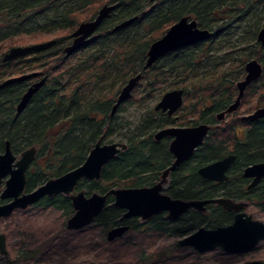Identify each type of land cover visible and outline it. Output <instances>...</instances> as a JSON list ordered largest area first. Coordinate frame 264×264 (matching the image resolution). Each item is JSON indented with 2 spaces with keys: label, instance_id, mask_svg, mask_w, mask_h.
<instances>
[{
  "label": "trees",
  "instance_id": "16d2710c",
  "mask_svg": "<svg viewBox=\"0 0 264 264\" xmlns=\"http://www.w3.org/2000/svg\"><path fill=\"white\" fill-rule=\"evenodd\" d=\"M103 6H113V9L95 35L66 56L63 48L70 42V33L80 23L93 20ZM133 17L137 20L112 32L116 25ZM184 17L195 20L198 28L210 31L211 38L170 54L144 70L150 44ZM262 21L264 0H156L154 3L149 0H0V82L28 73L47 78L19 115L16 107L30 81L0 89V154L7 141L14 154L36 149V158L27 172L26 191L29 192L80 166L97 141L112 143L109 136L115 130H125L123 137L127 148L103 168L98 181H81L76 187L77 192L86 195L105 194L114 188L149 187L159 180L172 160L167 141H154L158 129L170 123L183 127L211 124L212 129L203 145L177 170L192 173L186 179L187 187L181 185L182 178L177 173L172 177L174 188L168 187L167 193L172 198L185 200L235 197L232 193L238 187L222 188L205 182L196 171L228 155L236 157L232 171L264 162V119L246 128L236 120H231L226 128L215 126V114L235 97V83L243 78L244 65L252 58L262 64L263 73L247 92L255 98L256 108L264 106V47L256 42L257 32L264 25ZM49 35H57L51 49L2 62L8 43L12 46L21 38ZM248 40L251 44L235 47ZM226 45L231 47L226 49ZM137 74H141L140 81L124 106L110 119V107L118 91ZM173 89L184 92L183 105L177 112L181 115L179 119H162L151 108L147 117L134 128L119 120L126 105L139 104L156 95L160 98ZM238 127L245 130L243 137L238 135ZM112 202L109 197L105 209L93 222L105 236L100 244L93 242V229L89 227L78 232L65 229V222L73 215L68 197L58 195L42 199L33 208L39 213L60 212L63 222L59 230L71 236L83 233L86 238L79 242L85 244L76 247L71 238L63 241L60 236L46 232L44 245L36 244L34 239H30L28 246L21 242L18 258L26 264L29 260L52 264L57 254L60 255L59 264H171L177 258L141 253L132 259L126 251L139 248L140 238L143 244L156 235L181 238L202 226L214 228L226 221L218 207L210 209L208 218L192 215L176 226L164 219H153L145 224L142 232L140 226L134 225L126 233L132 234L130 238L114 245L116 240L107 242L106 231L119 223L122 212L113 207ZM33 232L31 225L27 233L30 236ZM134 235L139 237L138 242ZM105 243L110 250L105 249ZM177 246L178 250H184L178 243ZM121 249L125 250L124 255H118ZM70 258H73L71 262ZM2 262L0 264H9L6 260Z\"/></svg>",
  "mask_w": 264,
  "mask_h": 264
},
{
  "label": "water",
  "instance_id": "95a60500",
  "mask_svg": "<svg viewBox=\"0 0 264 264\" xmlns=\"http://www.w3.org/2000/svg\"><path fill=\"white\" fill-rule=\"evenodd\" d=\"M149 1L154 3L155 0ZM112 9L113 6H103L93 20L80 23L70 34L72 42L64 48V54L66 56L71 55L82 47L87 40H90ZM135 20H137V17L125 20L116 25L112 32L127 27ZM210 35L207 30L199 29L194 20L188 17L180 19L170 26L161 38L150 44L143 69L150 68L156 61L170 53L206 41ZM257 40L264 45V27L259 31ZM55 44L56 40H50L30 46L11 48L2 56V62L7 63L33 53L45 52ZM245 72L244 79L237 83L238 96L234 104L225 112L216 116L218 121H221L226 113L234 111L239 106L246 87L261 77L262 67L256 60H251L245 66ZM35 77H37V73L8 78L0 83V89ZM140 78L141 74H137L129 79L120 90L116 103L111 110V116H114L117 108L128 99ZM45 82L46 77H43L25 91L16 107L18 115L23 112L32 97L44 86ZM183 94L184 92L181 89L165 93L155 105V111L167 113L168 116L173 115L183 104ZM262 118H264V108L256 110L243 120L253 122ZM209 129L208 125L199 124L193 127H171L159 131L155 135L156 140H160L163 136L173 138L169 146V152L174 161L163 170L161 179L157 183L149 187L114 188L105 194L93 193L91 195H86L82 191L77 192V185L81 181H98L103 168L121 151L126 149L125 143L112 142L104 144L99 141L89 151L85 161L80 166L71 169L60 177L49 179L27 192V172L35 160L36 149L30 148L20 154H14L10 142L7 141L3 153L0 154V188L3 186L0 192V200L4 202L0 205V219H7L16 210H25L36 205L44 198L58 195L66 196L71 201L74 214L66 221V230L73 232L93 223L105 208L109 197L113 199V207L124 211L122 220L132 218L147 220L162 212H167L169 219L176 220L190 209L204 212V207L209 204L221 205L229 211H240L245 204L234 203L230 199L215 198L203 201H182L173 199L163 193V186L169 173L175 171L193 156L195 150L203 144ZM234 160V156H228L204 165L198 169V175L204 180L222 182L226 180L225 174L234 163ZM243 176L253 178L251 186H255L264 177V162L246 167ZM128 230L129 226L127 225L113 227L107 232L106 239L112 242L124 236ZM262 242H264V223L253 220L250 215L244 212H239L232 224L225 227L198 228L179 240L178 245L191 248L197 253L221 249L228 255H242L251 252ZM0 254L7 256L6 238L3 234L0 235ZM245 264L264 263L251 261Z\"/></svg>",
  "mask_w": 264,
  "mask_h": 264
},
{
  "label": "rangeland",
  "instance_id": "374dc122",
  "mask_svg": "<svg viewBox=\"0 0 264 264\" xmlns=\"http://www.w3.org/2000/svg\"><path fill=\"white\" fill-rule=\"evenodd\" d=\"M262 22L264 23V21ZM56 36L57 35H49V36H38L33 38L18 39L14 42V45L12 46H10L11 43H8L6 47L7 50H5L3 54H5L11 48L24 47V46H30L34 44L47 42L55 39ZM251 42L252 41L250 40H248L247 43L244 41L239 44V47L237 46L235 47L242 48L245 44L248 43L251 44ZM226 46H227L226 49L231 47L230 45H226ZM159 99L160 98L156 95L152 99H148V100L147 98L144 99L139 104L134 103V104L126 105L118 116L119 120L126 121L127 124L130 125L129 128H134L141 119L147 117L149 110L151 108L153 109L154 105L157 103ZM180 117H181L180 114H176L174 119L177 120ZM123 136H126L125 130H119V131L115 130L109 137L110 140H112L113 142L126 143V140L124 139ZM104 144H108V143L105 141ZM2 189L3 186H1L0 192L2 191ZM245 212L248 215H250L253 220L264 223V212L259 210V208L256 205H252V204L249 205V207L247 208V210H245ZM62 222H63V218L60 217V212L47 210L39 213L32 206L25 212L16 213L7 219L0 220V233L6 235V244L8 248L7 250L9 251L17 250V247L21 244V242L23 243V246H28V242L30 241V239H34L36 244L37 242L42 243L44 241L43 234H46V232H48L47 234L49 235L56 234L60 236V238L63 239V241H66L71 238L74 246L77 247L78 245H80L81 243L79 242V240L80 241L84 240L86 238V235L84 234L85 236L83 237V233H79L78 235H74V236L64 234L63 230L61 231L59 230L61 229L59 228V226ZM31 225L33 231L35 232L30 233L29 236L27 232L29 226ZM88 227L91 228V230L93 229L92 231L93 242L103 244L105 240V236L99 232V230L97 229L98 227L94 223H92L83 229H87ZM39 228L42 229L43 231L39 230ZM69 232H73V231H69ZM74 232H78V231H74ZM131 235H132L131 233L125 234L124 236L116 239V241L114 240L115 241L114 245L121 244V242H119L120 240L122 241L124 239L127 240L130 238ZM134 237L135 239L137 238V242H138L139 237L135 235ZM181 239L182 238L156 235L152 240H149L148 242L143 244L140 238V243H141L140 247L135 250L133 249L128 250L126 251V253L129 254V256L132 259L138 258L141 253L144 254L145 256L152 255V257L154 256L157 257L158 256L157 254H165L167 256L169 255L170 257H175L174 259L177 258V260H173L171 264L173 263L174 264H245L251 261H260L264 263V242L261 243L259 246H257V248H255L251 252L242 255H228L222 252L220 249H215L213 251L199 253V256H197L195 254L196 251H194L191 248L182 247L184 249L183 251L177 249L178 247L177 243ZM42 244L44 245V243ZM84 244L85 242L81 245ZM105 245H106L105 249L107 250L111 249V247L108 246L106 243ZM115 251L118 252V249H116ZM124 254H125V250L122 249L118 253V255H124ZM72 259L73 258H70L68 260L71 262ZM180 259H182V261ZM59 262H60V255L57 254L52 258V264H59Z\"/></svg>",
  "mask_w": 264,
  "mask_h": 264
},
{
  "label": "flooded vegetation",
  "instance_id": "af4514ba",
  "mask_svg": "<svg viewBox=\"0 0 264 264\" xmlns=\"http://www.w3.org/2000/svg\"><path fill=\"white\" fill-rule=\"evenodd\" d=\"M156 1V0H155ZM154 1V2H155ZM96 17V16H95ZM189 19H191V20H193L192 18H190V17H188ZM195 21V20H194ZM196 22V21H195ZM176 23V22H175ZM172 26V25H171ZM198 27V26H197ZM264 27V25L258 30V32H257V35H256V42L259 44V46L261 47V48H263L264 47V45H262L260 42H258V40H257V36H258V33H259V31L262 29ZM200 29V28H199ZM168 30V29H167ZM206 30V29H205ZM97 31V30H96ZM96 31H95V33H96ZM208 31V30H207ZM208 32H210V31H208ZM95 33L91 36V38H90V40L92 39V37L95 35ZM166 33V32H165ZM164 33V34H165ZM163 34V35H164ZM210 37L206 40V41H208L210 38H211V36H212V33L210 32ZM162 35V36H163ZM161 36V37H162ZM160 37V38H161ZM159 39V38H158ZM158 39H156V40H158ZM155 40V41H156ZM87 41H89V40H87ZM86 41V42H87ZM206 41H203V42H206ZM71 42H72V39L70 38V42H69V44L68 45H70L71 44ZM85 42V43H86ZM203 42H199V43H203ZM84 43V44H85ZM83 44V45H84ZM196 44H198V43H196ZM67 45V46H68ZM195 45V44H194ZM190 46H193V45H190ZM190 46H187V47H190ZM66 47V46H65ZM64 47V48H65ZM187 47H184V48H187ZM64 48H63V50H64ZM184 48H182V49H184ZM182 49H179V50H182ZM179 50H177V51H175V52H173V53H176V52H178ZM173 53H170V54H173ZM170 54H168V55H170ZM168 55H166V56H168ZM166 56H164V57H166ZM163 57V58H164ZM163 58H161V59H163ZM161 59H159V60H161ZM158 60V61H159ZM251 60H256L260 65H261V67H262V64L257 60V59H255V58H252V59H250V60H248L246 63H245V65H244V70H243V72H244V75H243V78L242 79H240L239 81H237L236 83H235V88H236V95H235V97L233 98V100L230 102V104H228L227 106H226V108H224L223 110H221L220 112H218L217 114H215V126H218L219 128H226L227 127V125H229V124H231L232 122H231V120H236L237 122L239 121L240 123H243L244 125H245V128L247 127L246 125H249V124H252L253 122H255V121H253V122H250V121H246V120H243V118H245V117H247V116H249V115H251V114H253L256 110H258V109H261V108H264V106H261V107H258V108H256L255 106H254V102H255V98H253V97H251L249 94H248V92H247V89H248V87H250L252 84H254V83H256V82H253V83H251L250 85H248L247 87H246V89H245V91H244V94H243V96H242V98L240 99V102H239V106L234 110V111H232V112H230V113H226L224 116H223V118H222V120L221 121H218L217 119H216V116L218 115V114H221V113H223V112H225L232 104H234V102H235V100H236V98H237V96H238V89H237V83L238 82H240V81H242L243 79H244V77H245V75H246V72H245V66L247 65V63L248 62H250ZM158 61H156V62H158ZM155 62V63H156ZM145 64V63H144ZM153 66V65H152ZM151 66V67H152ZM144 67V66H143ZM150 67V68H151ZM149 69V68H148ZM145 70V69H144ZM262 73H263V67H262ZM262 76V75H261ZM41 78H43V77H35V78H32V79H30L29 81V83H28V87H27V89L30 87V86H32L35 82H37L38 80H40ZM131 79V78H130ZM141 79V78H140ZM46 80H47V78H46ZM129 80V79H128ZM128 80H127V82H128ZM140 81V80H139ZM138 81V82H139ZM126 82V83H127ZM137 82V83H138ZM46 83V82H45ZM126 83L124 84V85H126ZM45 85V84H44ZM124 85L120 88V90L124 87ZM137 85V84H136ZM136 85H135V87H136ZM135 87H134V89H135ZM133 89V90H134ZM120 90L118 91V94H119V92H120ZM173 90H176V89H173ZM182 90V89H181ZM170 91H172V90H170ZM167 92H169V91H167ZM166 92V93H167ZM38 93V92H37ZM36 93V94H37ZM132 93V92H131ZM118 94H117V96H116V99H115V101H114V103L111 105V107H110V112H109V118L110 119H112V117L113 116H111L110 114H111V110H112V108H113V106L115 105V103H116V100H117V98H118ZM165 94V93H164ZM163 94V95H164ZM162 95V96H163ZM184 95V94H183ZM161 96V97H162ZM130 97V96H129ZM128 97V98H129ZM160 97V98H161ZM184 97V96H183ZM128 100V99H127ZM126 100V101H127ZM160 100V99H159ZM158 100V101H159ZM125 101V102H126ZM157 101V102H158ZM125 102L124 103H122L118 108H117V110H116V112L119 110V108H122V106H124V104H125ZM157 104V103H156ZM155 104V105H156ZM155 105H154V107H153V111L156 113V114H160V118H162V119H165V118H172V119H174V117H175V115L177 114V112L179 111H177V112H175L173 115H171V116H168L167 115V113H163V112H161V111H155ZM262 119H264V118H262ZM262 119H258V120H262ZM175 120V119H174ZM258 120H256V121H258ZM199 124H205V123H199ZM199 124H196L195 126H197V125H199ZM205 125H208L209 127H210V129H209V131H208V134H209V132H210V130L212 129V125L211 124H205ZM171 127H183V126H177V125H175V124H168V125H166L165 127H163V128H160V129H158L156 132H155V134H154V141L155 142H162V141H167V145H168V152H169V146H170V143L172 142V140H173V138L172 137H170V136H163L160 140H156L155 139V135L159 132V131H161V130H164V129H166V128H171ZM189 127H193V126H189ZM240 128V129H239ZM242 127H238V132L240 133L239 134V136L240 137H243L244 136V129L242 128ZM208 134H207V136H206V138L208 137ZM206 138H205V140H206ZM204 140V141H205ZM101 143H103L101 140H99ZM99 141H97V142H99ZM96 142V143H97ZM204 143V142H203ZM203 145V144H202ZM201 145V146H202ZM200 146V147H201ZM199 147V148H200ZM126 148H127V145H126ZM198 149V148H197ZM196 151V150H195ZM195 153V152H194ZM169 154H170V152H169ZM194 155V154H193ZM228 156H234V155H228ZM228 156H226V157H228ZM170 157H171V163L174 161V158H173V156L170 154ZM36 158V157H35ZM225 158V157H224ZM234 158H235V160H234V163H235V161H236V157L234 156ZM192 159V157L190 158V159H188L187 161H185L182 165H184V164H186V163H188L190 160ZM223 159V158H222ZM221 160V159H220ZM218 161V160H217ZM215 162V161H214ZM234 163L231 165V167L227 170V172H226V174H225V176H226V180H224V181H222V182H212V181H209V180H204L203 178H201L199 175H198V170L196 171V174L200 177V179L201 180H203V181H205V182H211V183H213V184H217V185H219V186H221L222 188H225L226 186H230L231 188H236V187H238L232 194H233V196H235V197H231V198H228V197H223V196H220V197H216V198H225V199H230L231 201H233L234 203H238V204H245L244 206H243V209L242 210H240V211H229V210H226V209H224L221 205H218V204H209V205H206L204 208H205V210H204V212H198V211H196V210H194V209H190L187 213H185V214H183L182 216H180L178 219H176V220H171V219H169L168 218V213L167 212H162V213H159V214H157V215H154L153 217H151V218H149V219H147V220H142L141 218H132V219H128V220H122V216H123V214H124V211H122V210H120L122 213H121V216H120V218H119V223H117L115 226H112V227H110V228H108L107 229V231H106V236H107V232L110 230V229H112L113 227H119V226H125V225H127V226H129V230L127 231V233L133 228V226L134 225H138V226H140V232H142L143 230H144V228H145V224L147 223L148 224V222H151L153 219H164V220H166V221H169L170 222V224L171 225H173V226H176V225H178L180 222H183V221H185V220H187V219H190L191 217H192V215H200V216H205V217H209L210 216V214H211V211H210V209L212 208V207H218L219 208V210H220V214L221 215H223L224 217H225V222H224V224L223 225H221V226H216V227H225V226H228V225H230V224H232V222L234 221V218H235V216H236V214H238L239 212H244V213H246L245 212V210H247V208L249 207V205H256L258 208H259V210H264V177L263 178H261L260 180H259V182L255 185V186H251V183H252V181H253V178H248V177H244L243 176V174H244V169L246 168H243V170H241V171H232V167H233V165H234ZM258 163H260V162H258ZM255 164V163H254ZM171 165V164H170ZM169 165V166H170ZM182 165H180L175 171H173V172H170L169 173V175H168V177H167V179H166V183H164V186H163V193H165L166 195H168V196H170L168 193H167V189H168V187H172V188H174V183H173V179H172V177H173V175H175V174H179L180 176H181V178H182V183H181V185H183V186H185V187H187V183H186V179L192 174L191 172H189V171H177L179 168H181L182 167ZM253 165V164H252ZM250 166V165H249ZM248 167V166H247ZM30 168H31V166H30ZM30 168H29V170H30ZM166 169V168H165ZM164 169V170H165ZM28 170V171H29ZM163 172V171H162ZM162 172H161V174H162ZM161 174H160V177H159V180L161 179ZM236 177V178H235ZM158 180V181H159ZM157 181V182H158ZM156 182V183H157ZM241 194L242 196L241 197H237V194ZM171 197V196H170ZM172 198V197H171ZM173 199H179V200H182V201H196V200H193V199H191V200H185V199H180V198H173ZM212 199H215V198H212ZM204 200H208V199H204ZM197 201H203V200H197ZM1 204H4V202H2L1 200H0V205ZM106 207V206H105ZM29 208H31V207H29ZM29 208H27V209H25V210H16V211H14L13 213H12V215L13 214H16V213H22V212H25V211H27ZM105 209V208H104ZM103 209V210H104ZM103 210H102V212H103ZM101 212V213H102ZM100 213V214H101ZM73 214H74V211H73ZM247 214V213H246ZM11 215V216H12ZM10 216V217H11ZM70 218V217H69ZM68 218V219H69ZM98 218V217H97ZM96 218V219H97ZM67 219V220H68ZM95 219V220H96ZM0 220H3V219H0ZM65 227H66V222H65ZM202 227H204V226H202ZM216 227H214V228H216ZM201 228V227H200ZM206 228V227H205ZM197 230V229H196ZM194 232V231H193ZM192 233V232H191ZM191 233H189V234H191ZM2 233H0V235H1ZM188 234V235H189ZM4 236H5V238H6V235L5 234H3ZM187 236V235H186ZM185 237V236H184ZM181 238H183V237H181ZM116 240V239H115ZM261 244V243H260ZM259 244V245H260ZM258 245V246H259ZM255 248H257V246L255 247ZM8 248H7V244H6V250H7ZM17 249H18V247H17ZM221 250V249H220ZM254 250V249H253ZM17 251L18 250H7V256H3V255H1L0 254V263H4V262H2V260L4 261V260H6V261H8L9 262V264H23L24 262H22V260H20V258H18V253H17ZM222 251V250H221ZM10 252H11V254H10ZM223 252V251H222ZM28 262H30V263H32V264H38L37 262L36 263H33V262H31V260H29ZM30 263H27V264H30ZM24 264H26V263H24Z\"/></svg>",
  "mask_w": 264,
  "mask_h": 264
},
{
  "label": "bare ground",
  "instance_id": "6f19581e",
  "mask_svg": "<svg viewBox=\"0 0 264 264\" xmlns=\"http://www.w3.org/2000/svg\"><path fill=\"white\" fill-rule=\"evenodd\" d=\"M4 55V54H3Z\"/></svg>",
  "mask_w": 264,
  "mask_h": 264
}]
</instances>
